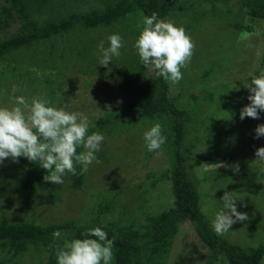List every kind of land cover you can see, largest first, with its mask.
I'll list each match as a JSON object with an SVG mask.
<instances>
[{
  "label": "rangeland",
  "instance_id": "374dc122",
  "mask_svg": "<svg viewBox=\"0 0 264 264\" xmlns=\"http://www.w3.org/2000/svg\"><path fill=\"white\" fill-rule=\"evenodd\" d=\"M88 3H85V0H68L64 9L54 5L52 11H44L43 14L37 12L34 17L45 18L56 14L58 10L62 13L66 9L85 12L93 6L103 7L97 0H89ZM227 5L226 7L218 3L213 12L204 3L203 13L191 23L187 18L169 19L183 28L190 24L189 30L185 32L191 37L194 47L190 61L181 69L182 79L176 84L169 82L168 95L172 98L175 96L174 103L177 108L193 111L194 118L198 119L200 131L197 133L195 151L212 149L236 153L238 171L232 170L233 165H219L204 166L194 170V173L200 180L199 191L205 194L202 200L207 199L200 203V208L210 221L220 208V198L225 191H232L231 194L238 199L235 202L237 210L246 213L248 219L232 224L230 231L221 236L247 249L259 244L264 245V170L254 160L256 148L264 146V136L257 137L254 132L257 125L264 124V112H260L257 119L245 117L243 120L240 119L239 113L242 107L249 103L246 79L260 64L264 52V25L253 26L251 33H237L229 24L248 23V19L237 11L238 6L233 0H228ZM16 28L17 24L14 23L1 30L0 39L12 35ZM109 35L106 29L73 31L62 38L56 37L33 48L22 49L15 59H12L11 67L16 68L13 73L5 71L6 64L0 63V72L5 71L2 72V83L8 84L7 86L12 84L11 94L7 99L1 95L6 92V86H1L0 105L10 106L11 98L16 95H23L30 102L33 97H42L49 101V96L53 94L56 100L51 102L52 106L67 105L68 111L82 112L89 116L90 121L96 120L113 108L117 110L121 103L128 100V97H123L124 94L116 90L118 82L134 81L137 75L134 72L121 75L120 80L106 75L104 79L103 75L99 76L93 71L96 59L81 60L74 54L75 44L83 45L89 40L94 43L98 40L105 41ZM123 42L121 53L128 45L133 46L131 40ZM51 49L55 53H70L73 57L68 59L64 55L62 61L55 60L56 62H50L47 66L45 62L49 60L43 61L42 56L47 59V53ZM31 51L41 56L44 66L39 68L43 69L42 71H38L37 66L30 63L28 56ZM208 70L210 72L205 75ZM136 81L138 83L137 79ZM8 90L9 87L7 92ZM121 97L123 98L120 99ZM152 124L155 123L152 122L146 127L149 128ZM143 130L144 127H132L117 133L118 135L114 134V141H110L112 145H108L111 147L110 151L104 146L108 143L105 138L101 147L110 154L111 161L107 163V168L97 167L96 172H92L96 166L89 165L85 169L87 181L81 190L72 191L68 186L69 180L63 177L64 182L57 185L59 194L52 197L53 204L48 201L46 191L36 207L25 209L20 202L6 205V217L12 221L30 219L40 225L73 222L82 226L90 223L95 217L100 203L110 201V211L100 216L101 222H118L121 225L132 223L137 229V226L144 222L145 216L153 217L173 204L167 180L160 179L154 187H150V181L145 178L148 172H152L155 174L154 179L158 180L159 175L168 167L167 156L163 152L152 153L144 165L134 161L145 155ZM129 147L133 149L134 154H128ZM4 162L0 163V168L8 170L10 164ZM244 166L248 169H244ZM18 178L19 175H15L13 182ZM90 179L92 182H89ZM59 247L61 245L56 247V250ZM53 254L54 252L47 251L39 253L31 248L21 262L36 264L38 258L41 264H50ZM209 260L210 253L195 237L193 231L186 227L175 236L165 257V264H210ZM211 264L229 263L219 257Z\"/></svg>",
  "mask_w": 264,
  "mask_h": 264
},
{
  "label": "trees",
  "instance_id": "16d2710c",
  "mask_svg": "<svg viewBox=\"0 0 264 264\" xmlns=\"http://www.w3.org/2000/svg\"><path fill=\"white\" fill-rule=\"evenodd\" d=\"M0 2V31L5 30L12 24H17L15 32L5 38L0 39V63H5V71L13 73L16 68H12V59L19 54V51L26 48H33L45 41L56 37H64L73 31H94L106 29L109 34L118 33L123 41L134 42L143 28V17L156 12L161 19H181L195 21L196 17L203 13L202 4L206 3L215 12L218 3L228 6V0H97L103 7L93 6L85 12L73 10H60L56 14L47 17H34V13L52 11L56 6L64 9L68 0H1ZM74 2L81 0H72ZM238 6L237 11L244 14L248 23L234 22L229 24L237 33H251L253 26L264 25V0H233ZM89 0H85L88 3ZM89 4V3H88ZM55 5V6H54ZM213 14V13H212ZM139 25V26H137ZM177 25V24H176ZM179 26V25H177ZM190 24L184 26L187 31ZM101 40H98V42ZM93 40L83 45L75 44L74 54L76 57L92 61L93 71L99 76H113L120 80L119 76L135 73L137 77L134 81L117 84L116 90L128 100L121 103L120 107L111 109L102 114L94 123L91 131H100L104 134L107 142L106 149L110 141L115 139V135L121 131L135 129L147 130L148 124L160 123L163 134L166 136L165 143L161 149L155 151L145 150V155L136 159L137 163L144 165L148 161L150 154L163 152L168 158V167L163 171L158 180L154 179L155 174L148 172L145 178L149 180V186L154 187L157 181L165 179L170 186V194L173 197L172 206L163 210L153 217L145 216L144 222L137 226L132 223L121 225L118 222H101L100 216L110 211V201L100 203L98 213L90 223L79 226L73 222L58 224L40 225L33 220H9L6 205L20 202L25 209L36 207L43 194L48 192V201L53 204V196L60 192L56 184L43 179L47 175L45 169L37 163L27 160L24 157L13 161L10 157L5 161L10 164L8 170L0 168V264H23V256L34 248L37 252H54L50 259V264H56V247L62 246L65 240L72 238H83L86 229L101 227L108 233V237L113 239V259L111 264H165V257L172 247L175 236L183 228H190L195 237L203 244L210 253L209 263L218 260L219 257L225 259L229 264H262L264 259V245L259 244L252 248H243L216 234L211 227L210 220L202 212L200 203L204 193L198 187L200 180L196 178L194 170L201 167L234 165L236 164V153L220 150L208 149L205 151H195L197 146V133L200 131L198 119L191 111L179 109L174 103V97H169V81L155 76L139 60L134 46L128 45L124 48L119 57H113L108 67L98 65L99 56L97 44ZM107 39L105 46H107ZM53 49V48H52ZM47 53V59L42 56L43 61L48 64L55 60L62 61L65 57L72 58L70 53L64 54L62 51L55 53L53 50ZM31 51L28 58L32 65L39 67L44 63L39 56ZM43 55V54H41ZM56 62V61H55ZM8 65V66H7ZM264 66V52L260 64L246 81L251 82L254 75H260ZM2 71V72H5ZM0 72V88L6 86L2 98L7 99L11 94V85L2 83L4 75ZM210 70L205 72L207 75ZM3 77V78H2ZM138 80V83L136 81ZM49 84L51 82L49 81ZM7 87L9 90L7 92ZM121 97L120 99H122ZM125 97V98H126ZM209 96H207L208 98ZM191 98L194 99L193 96ZM118 99V101L120 100ZM56 100L55 96H49V102ZM197 118V117H196ZM198 124V125H197ZM130 139V138H128ZM232 144V142L230 143ZM78 148L77 151H81ZM129 155L134 154L129 147ZM99 163H93L97 167L107 168V163L111 161L110 154L101 150L97 153ZM125 156H127L125 154ZM116 160V159H115ZM5 163V162H4ZM120 165V163L117 161ZM124 165V163H123ZM76 174L66 173L64 178L69 180V188L72 191H79L87 181L86 170L81 171L80 165H75ZM244 169H248L244 166ZM15 175H19L18 180H14ZM89 182H92L91 179ZM9 187H7V186ZM5 187V189H3ZM58 235L55 237V235ZM33 259V257H30ZM36 264H41L38 259ZM34 264V263H33Z\"/></svg>",
  "mask_w": 264,
  "mask_h": 264
},
{
  "label": "clouds",
  "instance_id": "9594fccd",
  "mask_svg": "<svg viewBox=\"0 0 264 264\" xmlns=\"http://www.w3.org/2000/svg\"><path fill=\"white\" fill-rule=\"evenodd\" d=\"M143 28L139 32L134 48L140 62L155 76L172 84L182 79L181 69L187 66L193 51V42L182 26L159 18L156 12L146 15L142 20ZM105 41L97 44L98 65L108 67L113 57H119L124 46L120 34L113 33ZM248 88L249 103L242 107L239 117L259 118L264 112V69L260 75H254ZM11 105H0V163L6 158L16 161L24 157L46 170L44 180L53 184H62L66 173L76 174L75 165L81 171L89 165L99 163L97 153L101 150L104 134L91 131L94 123L89 116L79 111H68L65 106H52L44 98L33 97L31 101L23 96L11 98ZM257 137L264 136V124L254 129ZM143 141L148 151L161 149L166 141L159 123L152 124L143 132ZM81 148V151H77ZM264 170V146L255 150V159ZM234 164L232 170L238 171ZM225 191L220 198V208L210 221L212 230L222 235L230 231L237 221H246V213L238 211L236 201ZM83 238L65 240L56 250V264H111L113 259V239L101 227L86 229Z\"/></svg>",
  "mask_w": 264,
  "mask_h": 264
}]
</instances>
